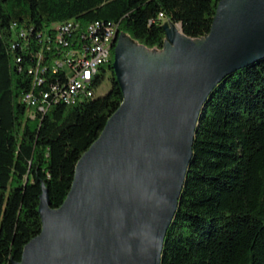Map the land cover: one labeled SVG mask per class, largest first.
Masks as SVG:
<instances>
[{
  "label": "trees",
  "instance_id": "1",
  "mask_svg": "<svg viewBox=\"0 0 264 264\" xmlns=\"http://www.w3.org/2000/svg\"><path fill=\"white\" fill-rule=\"evenodd\" d=\"M219 2L0 0V264L21 261L42 230V185L59 208L79 159L120 107L112 65L121 33L149 49L165 46L168 23L203 39ZM69 21L79 28L58 38L56 26ZM95 23L117 29L108 68H99L92 95L66 104L69 75L56 63L74 65L68 54L88 47ZM44 94L52 105L42 110ZM161 264H264V59L228 75L207 100Z\"/></svg>",
  "mask_w": 264,
  "mask_h": 264
},
{
  "label": "water",
  "instance_id": "2",
  "mask_svg": "<svg viewBox=\"0 0 264 264\" xmlns=\"http://www.w3.org/2000/svg\"><path fill=\"white\" fill-rule=\"evenodd\" d=\"M180 31L169 35L168 59L118 40L112 66L123 101L59 208L42 185L41 233L15 264H161L207 100L264 59V0H220L201 44Z\"/></svg>",
  "mask_w": 264,
  "mask_h": 264
},
{
  "label": "built area",
  "instance_id": "3",
  "mask_svg": "<svg viewBox=\"0 0 264 264\" xmlns=\"http://www.w3.org/2000/svg\"><path fill=\"white\" fill-rule=\"evenodd\" d=\"M58 29V38H62L63 33L73 32L79 28V24L76 22H65L56 26ZM110 27H102L99 23L89 25L87 28L88 33V47L77 49L69 52V57L73 59V66H70L69 60L58 61L56 64L58 67L67 70L69 75V83L63 94H61V100L66 104H74L85 96H90L93 90L90 88V84L100 71L101 57L107 52L105 47L106 34L110 33ZM42 82L43 79H37ZM42 110L48 109L52 105V102L46 101L48 94L43 95ZM55 101V100H54ZM53 101V102H54ZM31 105L36 104V100L33 97L32 101H27Z\"/></svg>",
  "mask_w": 264,
  "mask_h": 264
},
{
  "label": "rangeland",
  "instance_id": "4",
  "mask_svg": "<svg viewBox=\"0 0 264 264\" xmlns=\"http://www.w3.org/2000/svg\"><path fill=\"white\" fill-rule=\"evenodd\" d=\"M168 27V35L166 38V42H165V46L162 49H149L146 48L145 46H143L142 44L138 43L137 41H134L130 36H128L125 33H121L120 35V40L121 43L123 45H125L126 47H131V48H139L141 50L144 51V53H146L147 56L152 55L154 57H163L164 59H168V56L170 54V52L172 51V44L169 42V35H173L174 32H172V24L168 23L167 24ZM183 36V35H182ZM195 41L198 44H201L203 39H195ZM110 87L109 81H105L103 83V85L101 86V88L98 90L97 94L99 96L104 95L108 89Z\"/></svg>",
  "mask_w": 264,
  "mask_h": 264
},
{
  "label": "bare ground",
  "instance_id": "5",
  "mask_svg": "<svg viewBox=\"0 0 264 264\" xmlns=\"http://www.w3.org/2000/svg\"><path fill=\"white\" fill-rule=\"evenodd\" d=\"M113 25H112V27H110V33L106 34L105 47L107 48V52H106V54H104V57H101V66H105V67L107 66V64L110 61V58H111L110 55H111V51L113 48V41H114V38L117 34V29H115ZM171 28L173 30L172 32H174L173 35L175 36V38H179L181 36L180 26L179 25H172ZM107 68H108V66H107ZM32 100H33V97L31 95H28L26 97V101H32Z\"/></svg>",
  "mask_w": 264,
  "mask_h": 264
}]
</instances>
